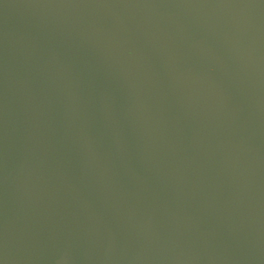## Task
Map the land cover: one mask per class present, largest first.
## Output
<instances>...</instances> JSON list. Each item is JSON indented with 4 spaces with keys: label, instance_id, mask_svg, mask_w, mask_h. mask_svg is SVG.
Here are the masks:
<instances>
[{
    "label": "water",
    "instance_id": "95a60500",
    "mask_svg": "<svg viewBox=\"0 0 264 264\" xmlns=\"http://www.w3.org/2000/svg\"><path fill=\"white\" fill-rule=\"evenodd\" d=\"M0 264H264V0H0Z\"/></svg>",
    "mask_w": 264,
    "mask_h": 264
}]
</instances>
